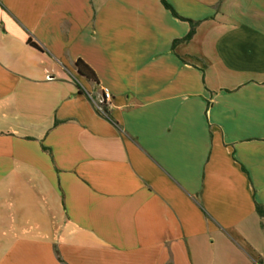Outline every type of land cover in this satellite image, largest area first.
Here are the masks:
<instances>
[{"label": "crops", "instance_id": "0c3cea01", "mask_svg": "<svg viewBox=\"0 0 264 264\" xmlns=\"http://www.w3.org/2000/svg\"><path fill=\"white\" fill-rule=\"evenodd\" d=\"M257 205L264 0H0V264H264Z\"/></svg>", "mask_w": 264, "mask_h": 264}, {"label": "trees", "instance_id": "16d2710c", "mask_svg": "<svg viewBox=\"0 0 264 264\" xmlns=\"http://www.w3.org/2000/svg\"><path fill=\"white\" fill-rule=\"evenodd\" d=\"M163 5H164V7H165L167 10L171 11L172 15H173L175 18H177V19H179V20H181V21H183V22H187V23H189V24H190V27H191V30H190L189 34L187 35V37H186L185 39L181 40V41H176V42L174 43V45H173V48H174L177 44H180V43H188V42H190V41L193 39V37H194V35H195L196 27H197L199 24H198V23H194V22L189 21V20H185V19L180 18V17L174 12V10L172 9V7L169 6L165 1H163ZM76 67H77V72H78V74H79L80 76L86 78L87 80H89V81H91V82L97 83V78H96L95 73H94V72H93V71H92V70H91V69H90V68H89L84 62H82V61L79 60V61L76 63ZM77 86H78L79 90L82 91V88L80 87V85H77ZM256 209H257V213L259 214V216H260V217H264V208H262V207H260V206L257 205Z\"/></svg>", "mask_w": 264, "mask_h": 264}, {"label": "built area", "instance_id": "2783aa9c", "mask_svg": "<svg viewBox=\"0 0 264 264\" xmlns=\"http://www.w3.org/2000/svg\"><path fill=\"white\" fill-rule=\"evenodd\" d=\"M112 103V95L108 90H103L101 99L95 102V107L98 112L106 119L109 118V109Z\"/></svg>", "mask_w": 264, "mask_h": 264}]
</instances>
